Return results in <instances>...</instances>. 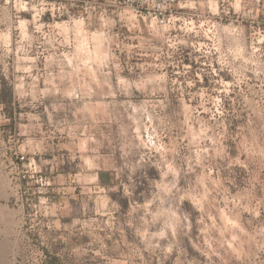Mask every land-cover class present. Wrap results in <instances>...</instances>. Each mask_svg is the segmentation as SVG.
I'll use <instances>...</instances> for the list:
<instances>
[{
  "label": "clouds",
  "instance_id": "1",
  "mask_svg": "<svg viewBox=\"0 0 264 264\" xmlns=\"http://www.w3.org/2000/svg\"><path fill=\"white\" fill-rule=\"evenodd\" d=\"M0 264H264V0H0Z\"/></svg>",
  "mask_w": 264,
  "mask_h": 264
}]
</instances>
